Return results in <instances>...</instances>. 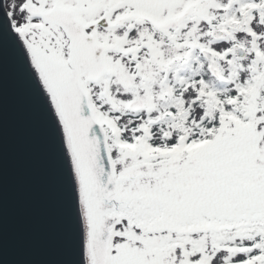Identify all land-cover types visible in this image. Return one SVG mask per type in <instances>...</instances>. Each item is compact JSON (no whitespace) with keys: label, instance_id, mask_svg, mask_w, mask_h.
Here are the masks:
<instances>
[{"label":"snow or ice","instance_id":"obj_1","mask_svg":"<svg viewBox=\"0 0 264 264\" xmlns=\"http://www.w3.org/2000/svg\"><path fill=\"white\" fill-rule=\"evenodd\" d=\"M5 57L72 264H264V0H0Z\"/></svg>","mask_w":264,"mask_h":264},{"label":"water","instance_id":"obj_2","mask_svg":"<svg viewBox=\"0 0 264 264\" xmlns=\"http://www.w3.org/2000/svg\"><path fill=\"white\" fill-rule=\"evenodd\" d=\"M0 254L7 264L75 259L39 115L7 57L0 69Z\"/></svg>","mask_w":264,"mask_h":264}]
</instances>
